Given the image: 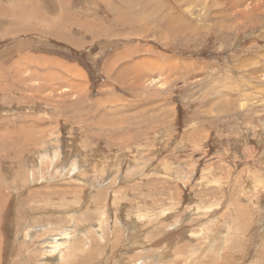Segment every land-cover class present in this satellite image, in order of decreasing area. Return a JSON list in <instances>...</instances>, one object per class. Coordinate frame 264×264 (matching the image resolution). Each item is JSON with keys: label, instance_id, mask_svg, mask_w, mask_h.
Instances as JSON below:
<instances>
[{"label": "rangeland", "instance_id": "obj_1", "mask_svg": "<svg viewBox=\"0 0 264 264\" xmlns=\"http://www.w3.org/2000/svg\"><path fill=\"white\" fill-rule=\"evenodd\" d=\"M0 264H264V0H0Z\"/></svg>", "mask_w": 264, "mask_h": 264}]
</instances>
